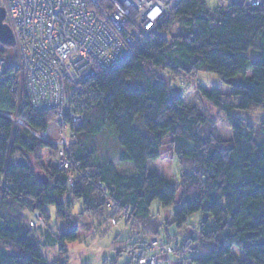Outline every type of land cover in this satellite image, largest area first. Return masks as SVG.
Segmentation results:
<instances>
[{
    "label": "trees",
    "instance_id": "obj_1",
    "mask_svg": "<svg viewBox=\"0 0 264 264\" xmlns=\"http://www.w3.org/2000/svg\"><path fill=\"white\" fill-rule=\"evenodd\" d=\"M172 14L141 35L114 70H99L73 95L74 110L85 119L69 127V169L57 157L43 166L45 173L35 172L25 157L28 165L13 159L54 147L26 131L17 134L15 121L50 134L58 131L56 113L35 110L17 79L0 78V264H70L46 251L59 246V255L68 254L64 247L79 240V222L68 220L60 233L32 226L34 218L24 216L38 212L46 222L51 206L62 220L70 210L81 219L92 216L97 228L107 223L102 235L124 223L128 232L115 238V257L106 255L104 264H118L124 254L130 258L125 264L145 258L156 264H264V0L213 9L208 0H182ZM14 49L0 42V57L8 60ZM206 72L218 75L229 93L181 80ZM210 110L225 116L232 139L219 135ZM251 111L258 123L248 120ZM108 136L117 150L100 147L97 139ZM166 139L180 159L179 184L150 171ZM59 152L58 146V158ZM117 160L126 165L121 171ZM179 187L178 207L159 221L153 205H173ZM198 212L197 233L185 234Z\"/></svg>",
    "mask_w": 264,
    "mask_h": 264
},
{
    "label": "built area",
    "instance_id": "obj_2",
    "mask_svg": "<svg viewBox=\"0 0 264 264\" xmlns=\"http://www.w3.org/2000/svg\"><path fill=\"white\" fill-rule=\"evenodd\" d=\"M181 1L0 0L19 56L15 64L0 57V78L8 74L18 80L17 73L22 71L35 110L56 113L60 167L69 169L72 164L68 156L71 123L80 125L85 119L74 110L73 95L82 93L99 70H114L133 51L138 38L168 18ZM217 1L222 7L263 2ZM183 90L182 86L180 93ZM31 224L45 228L38 212ZM141 263L156 264L157 260L145 258Z\"/></svg>",
    "mask_w": 264,
    "mask_h": 264
},
{
    "label": "rangeland",
    "instance_id": "obj_3",
    "mask_svg": "<svg viewBox=\"0 0 264 264\" xmlns=\"http://www.w3.org/2000/svg\"><path fill=\"white\" fill-rule=\"evenodd\" d=\"M208 5L212 9L216 8L218 5V1L208 0ZM170 15L168 18L172 19L173 14L171 16ZM171 29L173 32L176 31L177 23H175V21L173 22ZM7 59L9 60L10 63H13V64L19 62V56H18L16 47L13 51L10 52ZM17 77H18L17 81H19L22 84L21 95L23 97L24 94L27 93V84H26L25 74L22 71H20L17 73ZM181 80H185L186 83H187V80H189L191 84L195 83V86L204 84L205 87L209 89L211 88L220 89L221 88V90L224 93L226 94L229 93V90L227 89L228 86L224 84L222 82V79L214 73L206 72L203 74L200 73L199 75L191 74L189 76H182ZM203 105L206 108H208L209 106L207 102L205 101H203ZM256 112L257 111H251L248 114V120L251 123L252 122L258 123L259 116ZM209 113L212 114L211 117L216 123V128L218 130L219 135L223 137L224 139H228V140L232 139L234 133L229 127L228 121L225 118V116L217 112L216 110H210ZM51 125L53 127L50 129V132H53L55 128L53 124ZM15 126H16L17 134L25 133L26 131L27 133H30L31 137L35 136L36 138L40 140L47 141L53 144L54 147L51 149H47V148L43 149L37 156L36 155H28V156L16 155L14 156L15 158L13 159H16V157L19 156L18 157L19 159H21V157H25L26 159L31 160L34 164L35 172L37 173H45L46 171L43 168V166L47 167L50 164V162L55 161L56 157H57V160L59 161V158L58 156H56V153H57V147L61 144L60 143L61 142L60 128H58L57 132H53L50 134L49 133L42 134L40 132L31 130L28 126L21 125L17 123L16 121H15ZM68 134H70V131H68ZM72 139L73 137L72 138L70 137V142L72 141ZM97 142L99 143L102 149H107L110 146L113 151L115 149L117 150L115 141L111 136H108L107 138L105 137L100 140L97 139ZM116 163L118 164L120 171L123 170L124 167H126V165L124 166V164H121L118 160ZM150 171L155 172L168 180H171L172 183L179 184L180 174H181L180 159L173 152V150H171L169 146V139H166L163 145L162 157L159 158L158 160L151 161ZM181 196H182V188L179 187L178 193H177V200L173 205L169 207H164L160 204L159 201L155 202V204L152 207V212L159 221H162V222L166 220L168 221L172 217L173 212L178 207V202ZM81 210H82V202L79 201V204L77 206V212ZM49 212H50L51 217L46 222L44 221L42 215L41 214L40 215L43 219L44 225L45 226L48 225V227H50V229L53 232L57 231L61 233L62 231L67 229L70 226L68 223V220L70 219H72L73 221L74 219H76V221L79 222V225H80L79 226L80 227L79 240L74 241V242H68L66 243V246L64 247L65 253H68V254H65L64 256L61 254L59 255V252L57 251V249H59V246L53 247V248L48 246L46 254L49 255L50 258L53 260L67 258L70 261V264H104L106 255H109L113 258L115 257V256H112V254L114 253L113 252L114 244L112 243L115 240V238L119 234H121L123 231H125V233H123V235L121 236V238H124L126 236V233L128 232L125 229L126 227L124 223L122 222V223H119L118 225L111 226L109 229V232L106 234L103 233L102 235V232H103L102 227L105 228V231H107L109 228L107 223L103 226L100 225L99 228L101 229H99L96 226L99 222H97L96 220L94 221L92 216H87V218L81 219L79 214H73L69 210V214H70L68 215L69 218H67V220H62L58 218L57 210L55 207L53 206L49 207ZM24 216L32 220V218H35V213L28 212V214H24ZM202 218H203V214L201 212L194 214L190 218L189 231L185 234L195 235V233H197L198 231L197 227L199 226V223L201 222ZM94 226L96 227L94 228ZM184 238L185 236H183V234H180L179 241L182 243V240ZM235 250L241 259L245 257L244 253L240 249L236 248ZM129 260H130L129 255L124 254L123 257L120 258L118 264H125Z\"/></svg>",
    "mask_w": 264,
    "mask_h": 264
},
{
    "label": "water",
    "instance_id": "obj_4",
    "mask_svg": "<svg viewBox=\"0 0 264 264\" xmlns=\"http://www.w3.org/2000/svg\"><path fill=\"white\" fill-rule=\"evenodd\" d=\"M5 18L6 10L3 6H0V42L6 45H12L14 43V33L10 25L5 21ZM19 162L28 165L24 158L20 159Z\"/></svg>",
    "mask_w": 264,
    "mask_h": 264
},
{
    "label": "bare ground",
    "instance_id": "obj_5",
    "mask_svg": "<svg viewBox=\"0 0 264 264\" xmlns=\"http://www.w3.org/2000/svg\"><path fill=\"white\" fill-rule=\"evenodd\" d=\"M12 45H15V39H14V43Z\"/></svg>",
    "mask_w": 264,
    "mask_h": 264
}]
</instances>
